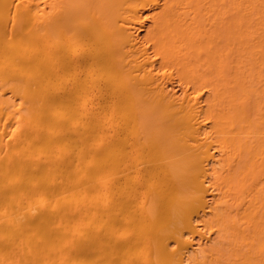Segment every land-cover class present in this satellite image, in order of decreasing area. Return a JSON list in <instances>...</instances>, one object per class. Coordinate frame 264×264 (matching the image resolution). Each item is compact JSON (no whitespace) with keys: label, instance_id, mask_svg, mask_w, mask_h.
<instances>
[{"label":"bare ground","instance_id":"bare-ground-1","mask_svg":"<svg viewBox=\"0 0 264 264\" xmlns=\"http://www.w3.org/2000/svg\"><path fill=\"white\" fill-rule=\"evenodd\" d=\"M0 264H264V0H0Z\"/></svg>","mask_w":264,"mask_h":264}]
</instances>
